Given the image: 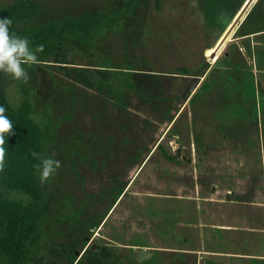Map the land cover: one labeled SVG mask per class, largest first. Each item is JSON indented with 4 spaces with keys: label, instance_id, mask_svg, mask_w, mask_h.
<instances>
[{
    "label": "rangeland",
    "instance_id": "374dc122",
    "mask_svg": "<svg viewBox=\"0 0 264 264\" xmlns=\"http://www.w3.org/2000/svg\"><path fill=\"white\" fill-rule=\"evenodd\" d=\"M33 1L25 26L97 15L87 34L61 27L64 53L25 65L28 83L7 75L11 105H33L41 156L61 165L43 184L37 172L34 253L75 239L77 259L103 247L121 264L264 251L249 236L264 228V0Z\"/></svg>",
    "mask_w": 264,
    "mask_h": 264
},
{
    "label": "trees",
    "instance_id": "16d2710c",
    "mask_svg": "<svg viewBox=\"0 0 264 264\" xmlns=\"http://www.w3.org/2000/svg\"><path fill=\"white\" fill-rule=\"evenodd\" d=\"M159 6L158 3H156ZM40 6L33 0H16L12 4L0 5V18H11L10 32L26 37L32 48L43 45V52L37 53L38 61L45 60L51 53H64V44L58 40L60 28L68 33L78 31L87 34L97 21V15L66 16L64 21H47L36 25H24L37 14ZM7 74L0 72V106L12 121L13 134L6 136L5 168L0 172V191L3 188L22 192L29 197L28 202L13 199L0 192V264H64V257L75 264H121L117 259H108L112 253L101 248L99 252L86 248L77 259L74 254L79 245L77 239L68 242L53 258L34 253L40 230L41 202L43 192L38 182L34 165L41 161L32 152L42 154L44 132L32 117L33 105L24 100L19 107H13L8 100ZM104 82H100L99 87ZM121 192L118 194L120 196Z\"/></svg>",
    "mask_w": 264,
    "mask_h": 264
},
{
    "label": "clouds",
    "instance_id": "9594fccd",
    "mask_svg": "<svg viewBox=\"0 0 264 264\" xmlns=\"http://www.w3.org/2000/svg\"><path fill=\"white\" fill-rule=\"evenodd\" d=\"M12 24L11 18H0V72L9 75L14 80L28 83L30 77L24 66L31 67L38 64L37 53L43 52L44 46L30 47L28 38L10 32ZM5 112L6 109L0 106V172L5 168L6 136L13 134L12 121L5 115ZM32 156L41 161L40 164L34 165L40 173L41 184L53 176L61 166L59 160L44 158L36 152H32Z\"/></svg>",
    "mask_w": 264,
    "mask_h": 264
},
{
    "label": "crops",
    "instance_id": "0c3cea01",
    "mask_svg": "<svg viewBox=\"0 0 264 264\" xmlns=\"http://www.w3.org/2000/svg\"><path fill=\"white\" fill-rule=\"evenodd\" d=\"M250 231V238H257L260 242L264 239V228L252 227ZM261 232V234H259ZM262 238V239H259ZM251 244V243H250ZM255 243H252L250 246L246 247L248 250L234 251L232 253L233 258H239L240 263L243 261L244 264H264V251H261V247L253 248Z\"/></svg>",
    "mask_w": 264,
    "mask_h": 264
},
{
    "label": "water",
    "instance_id": "95a60500",
    "mask_svg": "<svg viewBox=\"0 0 264 264\" xmlns=\"http://www.w3.org/2000/svg\"><path fill=\"white\" fill-rule=\"evenodd\" d=\"M214 56V53H212L211 55H210V57H213Z\"/></svg>",
    "mask_w": 264,
    "mask_h": 264
}]
</instances>
